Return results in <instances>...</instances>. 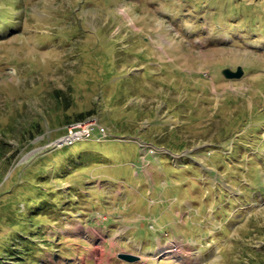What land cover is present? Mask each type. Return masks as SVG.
Segmentation results:
<instances>
[{
    "label": "rangeland",
    "instance_id": "374dc122",
    "mask_svg": "<svg viewBox=\"0 0 264 264\" xmlns=\"http://www.w3.org/2000/svg\"><path fill=\"white\" fill-rule=\"evenodd\" d=\"M1 142L0 246L264 264V0H0Z\"/></svg>",
    "mask_w": 264,
    "mask_h": 264
},
{
    "label": "trees",
    "instance_id": "16d2710c",
    "mask_svg": "<svg viewBox=\"0 0 264 264\" xmlns=\"http://www.w3.org/2000/svg\"><path fill=\"white\" fill-rule=\"evenodd\" d=\"M60 92V91H59ZM66 100V106L68 104V97H64ZM94 111L89 110L86 112H81L75 115L74 120L78 122H82L83 119L91 115ZM38 124L34 125L33 130L27 132L29 135V139H34L37 135L41 133V129L38 128ZM0 146V159L4 157V147L5 143H2ZM12 158V157H11ZM17 229V230H16ZM14 230L13 234L10 237H7L3 243H1V250H0V264H7L5 262L4 256H7L13 264H40L39 257L42 255V251H40L39 244L34 240L36 237L34 234L25 232L20 228ZM38 236V235H37ZM45 254V253H43ZM3 256V257H2Z\"/></svg>",
    "mask_w": 264,
    "mask_h": 264
},
{
    "label": "water",
    "instance_id": "95a60500",
    "mask_svg": "<svg viewBox=\"0 0 264 264\" xmlns=\"http://www.w3.org/2000/svg\"><path fill=\"white\" fill-rule=\"evenodd\" d=\"M221 73H222L223 77L226 79H239L243 76L244 71L241 67L238 66V67H236L235 70H232L230 68H224V69H222ZM120 257H122L126 261H133L136 259V257L132 256V255L121 254Z\"/></svg>",
    "mask_w": 264,
    "mask_h": 264
},
{
    "label": "built area",
    "instance_id": "2783aa9c",
    "mask_svg": "<svg viewBox=\"0 0 264 264\" xmlns=\"http://www.w3.org/2000/svg\"><path fill=\"white\" fill-rule=\"evenodd\" d=\"M79 123H81V122H79ZM88 129H86L84 132H85V139H87V138H89V137H91L92 136V134L95 132V131H97V133H98V138H102V137H105L106 136V129L105 128H103V127H99L98 125H96V123H91V125H89L88 127H87ZM71 136V135H70ZM73 137H65L63 140H61L62 141V143L59 145V146H61V145H67L70 141H72L71 139H72Z\"/></svg>",
    "mask_w": 264,
    "mask_h": 264
}]
</instances>
